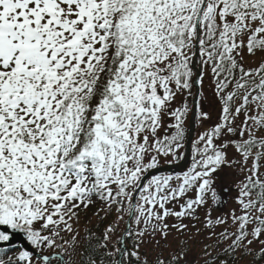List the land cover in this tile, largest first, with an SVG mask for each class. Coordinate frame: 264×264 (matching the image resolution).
Segmentation results:
<instances>
[{
  "label": "snow or ice",
  "instance_id": "1",
  "mask_svg": "<svg viewBox=\"0 0 264 264\" xmlns=\"http://www.w3.org/2000/svg\"><path fill=\"white\" fill-rule=\"evenodd\" d=\"M0 264H264V0H0Z\"/></svg>",
  "mask_w": 264,
  "mask_h": 264
},
{
  "label": "rangeland",
  "instance_id": "2",
  "mask_svg": "<svg viewBox=\"0 0 264 264\" xmlns=\"http://www.w3.org/2000/svg\"><path fill=\"white\" fill-rule=\"evenodd\" d=\"M198 127V126H197ZM199 130V129H198ZM228 178L227 177H225V180H227Z\"/></svg>",
  "mask_w": 264,
  "mask_h": 264
},
{
  "label": "water",
  "instance_id": "3",
  "mask_svg": "<svg viewBox=\"0 0 264 264\" xmlns=\"http://www.w3.org/2000/svg\"><path fill=\"white\" fill-rule=\"evenodd\" d=\"M191 120H192V118H191ZM193 122V121H192Z\"/></svg>",
  "mask_w": 264,
  "mask_h": 264
}]
</instances>
